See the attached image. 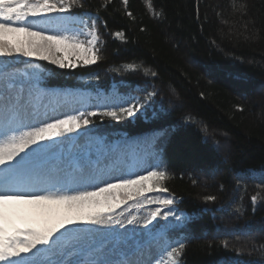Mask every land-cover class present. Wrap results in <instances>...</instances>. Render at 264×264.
<instances>
[{
  "label": "trees",
  "instance_id": "16d2710c",
  "mask_svg": "<svg viewBox=\"0 0 264 264\" xmlns=\"http://www.w3.org/2000/svg\"><path fill=\"white\" fill-rule=\"evenodd\" d=\"M81 3L78 10L98 12L100 58L75 68L45 63L48 84L104 90L99 114L90 119L113 134H167L163 186L186 213L184 226L165 238L166 245L185 243L179 264H264V240L243 243L240 232L256 224L264 231V96L256 90L264 87V0H151L159 15L146 0L127 6L111 0L107 8L105 0ZM226 23L246 35L225 34ZM151 91L156 95L136 118L102 115L107 95ZM223 139L230 145L226 155ZM205 168L221 169L214 182L201 181ZM223 228L233 232L218 231Z\"/></svg>",
  "mask_w": 264,
  "mask_h": 264
},
{
  "label": "snow or ice",
  "instance_id": "6c2138e0",
  "mask_svg": "<svg viewBox=\"0 0 264 264\" xmlns=\"http://www.w3.org/2000/svg\"><path fill=\"white\" fill-rule=\"evenodd\" d=\"M110 2L105 0L102 7L107 8ZM122 2L128 5V0ZM146 3L154 12L151 0ZM82 7L81 0H0V57L5 58L0 61V69H7V58L18 56L50 60L61 68H75L81 62L84 65L95 63L100 58L99 45L102 43L97 27L98 12L96 15L74 12L75 8ZM233 8L242 13L246 11L244 4L233 3ZM127 14L132 15L131 12ZM154 15L159 13L154 12ZM37 28L39 30H35ZM114 35L123 39L124 34L116 32ZM60 53L63 55H58ZM126 67L135 69L138 66L128 64ZM144 71L149 73L150 69ZM150 74L156 75L155 72ZM0 78L4 81V86L0 87V109L5 115L9 111L19 114L22 105L9 94L13 88L8 83L9 74L0 71ZM155 95L156 92L151 91L144 97L129 96L119 103L103 105L102 115L117 120L136 118L144 110L145 102ZM98 114V110L77 112L53 118L51 122H37L39 126L3 127L4 139L0 140V264H143V261L109 258L110 255L118 256L120 245L124 243L116 237L110 238L109 247H88L86 242L93 240L95 235L92 229L81 225L120 224L113 218L115 209L129 201L149 199L158 207L149 210L145 227L158 217L173 216L170 209L163 210L175 203L174 195L163 186L168 179L166 170L150 165L151 170L145 174L105 179L106 173H86L85 166L75 162L64 175L32 172L35 161L46 147L45 142L82 128L87 131L86 126L92 124L90 117ZM88 187L92 190H86ZM152 192L159 193V197L146 195ZM215 199L214 196L205 197L209 201ZM251 199L255 204L257 196ZM21 206H27L32 214L22 215ZM135 221L133 216L128 223ZM172 243L176 246L172 247ZM185 247L179 239L170 241L148 264H179ZM164 255L168 261L163 260Z\"/></svg>",
  "mask_w": 264,
  "mask_h": 264
},
{
  "label": "rangeland",
  "instance_id": "374dc122",
  "mask_svg": "<svg viewBox=\"0 0 264 264\" xmlns=\"http://www.w3.org/2000/svg\"><path fill=\"white\" fill-rule=\"evenodd\" d=\"M225 25V34L227 35L237 37L245 34L242 28L236 27L237 25H231L230 23H226ZM35 30H39V28ZM80 39H84V37H80ZM58 55H63V53ZM4 59V57H0V61H3ZM7 59H13L14 63L22 61L23 63H28L32 66L38 64L37 62L39 60L51 62L50 60H44L39 57L18 56ZM79 64L83 63L81 62ZM24 67L26 68L27 65H24ZM32 71L33 69H23L20 79H13L11 77L8 79V83L13 85V88L9 90V94L14 99H19L22 107L19 114L9 111L7 115H5L3 110L0 109V140L4 139V126H10L13 128L18 127L19 125L39 126L37 122H51V119L53 118H63L65 114L68 115L71 109L75 108L77 105V101H73V98L77 93L76 90L40 85L37 78L32 75ZM3 86V78H0V87ZM256 90L261 92V94L264 96V87L262 85L257 86ZM171 92L172 97L176 103L179 104L176 94L172 90ZM34 96L40 97V103L38 105L33 104ZM20 130L26 129L20 128ZM220 135L223 136V134ZM50 142L53 143L44 148L40 154V157L35 161L36 163L42 159H47L46 163L49 165L44 164V166L39 167L38 170L32 169L33 173L44 172L53 175L59 174V171L67 173L69 170V165L74 163V160H82V164L85 166L86 173H106L104 176L105 179H107L108 176H114L115 174L118 176L124 175L125 178H127V166H130L129 168L132 170L131 174H145L144 162L132 160V154L129 145L118 147L121 145V143L119 145L118 142H115L114 144H109L104 150H97L90 146L91 143L86 141V138L83 136L81 130L71 133H63L60 136L51 138V140L45 143L47 145ZM220 145L221 154L226 155L229 153L230 145L226 139H223L222 142H220ZM107 161L109 162V165L106 164ZM53 170L57 171L52 172ZM149 170H151V168H149ZM220 172L221 169L205 168L200 170L198 174L201 181L207 183L214 182ZM100 186L103 185L101 184ZM81 190L85 189L82 188ZM86 190L91 191L92 189L88 187ZM146 195L150 198L159 197V193L157 192L148 193ZM156 207H158V205L152 203L151 199L148 201L140 200L139 202L129 201L127 205H121L112 213L113 218L119 220L121 222L120 224H82V227L92 229V234L95 235V238L93 240L87 241L86 244L89 245L92 242H96L100 243L98 246L103 245L109 247L110 238L116 237L124 243L120 245L119 255H110L109 258L131 259L143 261V264H148V261L154 260V257H156L155 248L156 251H158V244L156 245L152 242L155 241L153 238L158 236L160 229H154V225L159 219L168 221L171 217L170 216L168 219H164L162 216L158 217L156 221H153L152 224L145 227L144 220L148 216L149 210ZM172 208L173 206L171 205L167 206V208H164L163 210L170 209L173 212ZM20 212L22 215L32 214V210L27 206H21ZM133 216L136 217V221L132 224H129L128 220H130ZM17 222H20L19 219ZM121 224L123 226H121ZM260 227L261 226L259 224H256L255 228H243L240 231L245 238L243 243L252 242L254 239L257 241L258 238L264 240V231ZM218 231L226 234L233 232V230L230 228H223ZM53 259H55V257H53Z\"/></svg>",
  "mask_w": 264,
  "mask_h": 264
}]
</instances>
